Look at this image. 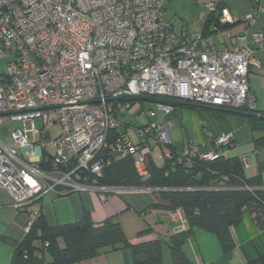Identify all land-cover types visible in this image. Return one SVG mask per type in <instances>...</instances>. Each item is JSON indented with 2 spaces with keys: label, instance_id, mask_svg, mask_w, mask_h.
Returning a JSON list of instances; mask_svg holds the SVG:
<instances>
[{
  "label": "built area",
  "instance_id": "built-area-1",
  "mask_svg": "<svg viewBox=\"0 0 264 264\" xmlns=\"http://www.w3.org/2000/svg\"><path fill=\"white\" fill-rule=\"evenodd\" d=\"M257 3L240 18L245 25L261 13ZM205 10L216 15L210 35L175 30L163 19L159 0H0V48L10 57L0 76V125L4 117L22 123L10 133L11 147L0 142V191L11 197L15 210L23 211L51 192L88 190L105 200L110 194L137 190L99 187L94 181L89 185L81 174H101L104 161L98 154L132 107L117 98L147 96L256 110L248 85L252 50L245 38L237 37L231 50H217L215 45L238 20L217 4ZM252 37L264 49L263 34ZM157 106L163 115L173 110ZM135 132L137 144L125 133L124 143L114 151L118 158L130 157L144 177V158L152 148L149 139L165 146L167 132L162 124ZM231 140V135L219 136L214 150L201 158L213 161L218 157L215 150ZM49 151V168L41 170L40 158ZM195 153L192 145L179 157L188 162ZM179 214L176 210L172 217Z\"/></svg>",
  "mask_w": 264,
  "mask_h": 264
},
{
  "label": "crops",
  "instance_id": "crops-1",
  "mask_svg": "<svg viewBox=\"0 0 264 264\" xmlns=\"http://www.w3.org/2000/svg\"><path fill=\"white\" fill-rule=\"evenodd\" d=\"M159 1L163 6V19L175 30H184L188 34L203 32L210 15L205 10L209 4H217L238 20L226 28L223 36L215 42L216 49L231 50L237 37L245 38L246 46L252 50L253 60L248 75L249 89L256 111L264 112V49H259L252 37V34L257 32L264 36V0H257L261 13L247 25L241 22L240 18L255 10L256 0ZM9 59L0 48V76L5 73ZM164 116L158 123L166 127V132L171 130L173 141L168 144L176 154L192 145L197 148L199 155L211 152L216 138L231 135V144L222 148V154L226 158L245 160L244 174L247 178L257 176L261 183L260 190L264 194V120H251L226 109L186 105L173 107V110ZM51 130L54 131V128ZM161 149L165 155L167 149ZM51 154V151L43 154L40 162L48 164ZM150 157L155 164L156 159L151 153ZM151 206L154 207L150 208ZM163 206L166 204L157 194L143 189L118 195L110 194L105 200H102L98 193L86 190L67 194L51 192L23 211H17L12 207L11 197L5 191H0V264H11L16 248L25 239L29 223L37 217L48 227L76 223L85 215L94 224L113 220L120 224L132 245L156 239L167 243L169 236L187 230L188 224L182 214L172 217L173 212L165 210ZM147 229L150 230L145 233L148 235L140 234ZM230 234L235 248L229 253L221 250L214 235L199 229H193L192 235L182 246V251L193 264H244L264 253V230L258 229L250 212L242 213L241 223L231 228ZM162 261L163 264H172L170 250L165 245L162 248ZM132 263L131 251L124 249L103 250L94 259L80 264Z\"/></svg>",
  "mask_w": 264,
  "mask_h": 264
},
{
  "label": "trees",
  "instance_id": "trees-1",
  "mask_svg": "<svg viewBox=\"0 0 264 264\" xmlns=\"http://www.w3.org/2000/svg\"><path fill=\"white\" fill-rule=\"evenodd\" d=\"M214 22L216 16L210 14L203 35L211 34L210 27ZM228 111L247 116L251 120H264V112L246 108ZM125 133L121 126L110 131L105 146L98 154V158L104 161L101 174L97 177L81 173L86 176V183L91 185L94 181V185L108 188L158 190L153 193L166 204L164 209L170 212L179 210L188 229L169 236L167 243L156 239L132 245L117 221L105 220L94 224L85 215L76 223L48 227L37 217L23 242L16 248L11 264H80L94 259L103 250L124 249L131 251L132 264H163L164 245L170 250L172 264H193L182 251L193 229L214 235L224 253L235 248L230 229L241 223L244 211L258 214L254 222L258 229L264 230V194L260 190V180L257 176L247 178L242 161L224 157L221 152L223 147L215 150L218 157L213 161H205L195 153L185 162L167 144V153L163 155L161 167L153 163L150 154L145 156L146 176L143 177L138 174L130 157L118 158L115 155V147L124 143ZM38 167L48 169L49 162L44 164L41 161ZM149 231L147 229L140 234ZM244 264H264V253Z\"/></svg>",
  "mask_w": 264,
  "mask_h": 264
},
{
  "label": "rangeland",
  "instance_id": "rangeland-1",
  "mask_svg": "<svg viewBox=\"0 0 264 264\" xmlns=\"http://www.w3.org/2000/svg\"><path fill=\"white\" fill-rule=\"evenodd\" d=\"M5 54L9 56L7 53ZM131 104H132L131 110H129L127 114H125L123 117H120L119 122L121 124V128L126 131V134L130 142L137 144L138 138L135 132L136 128L146 126V125L151 126L154 124H159L158 122H160L162 117H165V116L160 112L157 104L155 103L133 102ZM137 108H139L140 110L137 111L138 110ZM146 113H148V116L145 115ZM35 125L37 127L39 126V122L37 120L35 121ZM21 127H22V123L11 122V121H8L7 117L6 118L4 117L3 122L0 125V142L7 147H11L12 140L10 137V133L13 130L19 129ZM55 131H58L57 127H54L53 132L55 133ZM170 131L171 130L167 131L168 143L173 141L172 133ZM151 133H152L151 134V138H152V136H154V133L153 132ZM148 142H149V145L153 148L151 155L153 158L156 159V160L154 159L156 161L155 165L157 164L156 166L161 167L163 165V150L161 148H166V145L161 146V145L153 144V141L151 139H149ZM145 235H148V234H145ZM137 236L139 237L138 234Z\"/></svg>",
  "mask_w": 264,
  "mask_h": 264
},
{
  "label": "water",
  "instance_id": "water-1",
  "mask_svg": "<svg viewBox=\"0 0 264 264\" xmlns=\"http://www.w3.org/2000/svg\"><path fill=\"white\" fill-rule=\"evenodd\" d=\"M115 101L122 103L148 102V103H155L158 105H165L170 107H183L186 105L185 103L182 102H176V101L147 97V96H123L115 99Z\"/></svg>",
  "mask_w": 264,
  "mask_h": 264
}]
</instances>
